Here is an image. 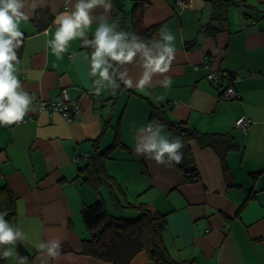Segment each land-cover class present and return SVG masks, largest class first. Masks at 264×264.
I'll list each match as a JSON object with an SVG mask.
<instances>
[{
	"label": "crops",
	"instance_id": "obj_1",
	"mask_svg": "<svg viewBox=\"0 0 264 264\" xmlns=\"http://www.w3.org/2000/svg\"><path fill=\"white\" fill-rule=\"evenodd\" d=\"M132 1L123 4L127 12L133 8ZM185 1L188 8L177 0H144L142 23L157 26L152 39H160L162 28L175 36V59L164 74L171 86L157 83L164 78L158 74L151 87L137 90L121 83L116 95L106 88L100 95L94 94L87 59L91 49L83 47L81 40L70 41L61 58L48 46L56 30L54 18L71 10L69 0H43L29 20L20 22L24 42L17 51L19 79L34 98V110L19 125L0 126V177L17 198L16 218L10 225L27 236L22 242L31 264H113L82 253V240L88 233L81 208L96 200L82 169L92 151V140L102 130L101 150L115 138L124 144L111 151L107 171L125 191V200L147 202L166 214L163 239L175 260L264 264V0H252L260 4L257 11L230 4L214 37L202 31L210 21V4ZM44 8L51 22L39 29L41 17L35 16ZM102 11L95 10L96 14ZM108 16L113 22L111 12ZM97 26L94 21L86 30L89 39ZM189 42L195 43L191 49ZM73 52L75 60L70 58ZM205 59L220 73L233 74L238 99L220 96V89L206 78ZM126 67L137 80L142 72L139 63ZM63 88L82 106V112L69 122L51 108ZM41 102L45 107L40 108ZM152 105H163L171 119L196 130L230 133L239 148L227 153L228 177L222 173L216 153L195 142H190V149L199 172L196 182L185 183L175 167L137 155L140 127L162 125V135L170 138L166 126L151 121ZM241 116L250 121L245 132L235 125ZM101 194L109 210L108 195L103 189ZM53 239H59L64 249L56 258L35 246ZM14 248L15 254L6 258V264H18L15 244ZM129 264L153 263L141 252Z\"/></svg>",
	"mask_w": 264,
	"mask_h": 264
},
{
	"label": "clouds",
	"instance_id": "obj_2",
	"mask_svg": "<svg viewBox=\"0 0 264 264\" xmlns=\"http://www.w3.org/2000/svg\"><path fill=\"white\" fill-rule=\"evenodd\" d=\"M69 3L72 4L71 10L66 9L54 18L56 30L48 46L57 58L68 52L69 42L73 40L79 39L83 47L91 49L87 59L90 63L89 74L94 78L95 95H100L104 88L116 95L120 83L126 88L143 90L152 86L154 76H164L170 70L176 53L175 36L166 28L161 29L160 39L145 40L136 33L121 30L118 19L109 22L108 13L113 10L111 0H69ZM40 6H43V0H0V126L19 125L34 110V98L22 87L19 79L20 60L17 51L24 42L20 22L29 20L31 12ZM97 8L103 11L96 14ZM94 21L98 26L89 39L86 30ZM44 35L47 36L48 32L45 31ZM76 56L73 52L70 58L75 60ZM134 62H138L142 68L135 81L129 76L126 67ZM157 83L168 88L172 81L164 76ZM162 127L152 123L140 127L137 130L135 152L160 165L179 164L183 159V140L179 136L169 139L167 135H162ZM5 215L6 212L0 213V246L27 240L19 227L11 226L4 219ZM35 246L41 253L56 258L60 254L61 242L53 239ZM2 255L7 258L13 252L5 250ZM18 264H27V258L18 257Z\"/></svg>",
	"mask_w": 264,
	"mask_h": 264
},
{
	"label": "trees",
	"instance_id": "obj_3",
	"mask_svg": "<svg viewBox=\"0 0 264 264\" xmlns=\"http://www.w3.org/2000/svg\"><path fill=\"white\" fill-rule=\"evenodd\" d=\"M125 1L128 0H111L113 21L118 19L121 30L136 33L145 40H151L157 26L145 27L143 25L144 0H133L134 5L130 12L124 9ZM204 1L210 4L211 13L210 21L203 26L202 31L210 37H214L219 31L218 24L226 20L230 4L233 3L246 10L256 9V11L260 6L252 0ZM39 17H41L42 22L38 27L39 29H43L51 22L47 8L37 12L35 18L39 20ZM194 45L195 43L189 42L188 49ZM227 75L234 77L231 73ZM150 119L166 126L170 132L169 139L179 136L183 140L184 147L181 149L183 159L181 163L175 164L173 162L171 166L182 174L185 183L199 180V172L190 149V142H195L201 148H211L219 159L222 173L228 177L227 153L239 148L238 142L230 133L202 132L191 128L183 121L171 119L168 115V108H164L163 105H152ZM102 137L103 130L92 140V151L87 156L88 160L82 169L85 180L96 195V200L93 203L83 204L81 208L82 221L88 233L87 238L82 240V253L113 264H129L141 252H144L153 264H190V261H178L170 255L163 239V232L167 224L165 213L153 209L144 201L130 202L125 200V191L117 179L106 169V160L110 158L111 151L115 147L124 146V144L115 138L109 147L101 150L99 144ZM1 180L0 177V213L6 212L4 219L10 224L16 218L17 198L9 186ZM104 187L116 208L120 210L129 209L133 212L131 218L109 213L110 211L107 209L101 194ZM15 247L17 263L18 257H25L27 264H31L30 253L23 242L17 241ZM5 250H8V245L0 246V264H6V258L2 255ZM63 250L61 247L60 251Z\"/></svg>",
	"mask_w": 264,
	"mask_h": 264
},
{
	"label": "built area",
	"instance_id": "obj_4",
	"mask_svg": "<svg viewBox=\"0 0 264 264\" xmlns=\"http://www.w3.org/2000/svg\"><path fill=\"white\" fill-rule=\"evenodd\" d=\"M182 8H188L189 3L185 0H177ZM202 66L207 70L206 78L216 87L220 89L221 97L230 100L238 99L240 97L239 91L234 85V77L219 72L218 68L213 66L208 59H205ZM67 97V98H66ZM45 102H41L40 108L45 107ZM52 110L58 111L62 114L66 121H71L75 116L82 112V106L77 100L69 97L66 89H62L57 99L51 105ZM27 120L24 117L25 122ZM250 121L244 116L239 117L235 121V125L245 132L248 129ZM154 125V124H153Z\"/></svg>",
	"mask_w": 264,
	"mask_h": 264
},
{
	"label": "rangeland",
	"instance_id": "obj_5",
	"mask_svg": "<svg viewBox=\"0 0 264 264\" xmlns=\"http://www.w3.org/2000/svg\"><path fill=\"white\" fill-rule=\"evenodd\" d=\"M103 190L107 193V190L105 187L103 188ZM107 195H108V193H107ZM109 201L110 202H108V203H111V205L109 206V211H110V212L108 211L109 213H112L116 216L125 217V218H131L133 216V212L131 210H129V209L120 210L113 205V203L111 202L110 199H109ZM134 216H135V214H134ZM10 251H12L13 254H15L14 244H11ZM10 257L11 256L7 257V260H9Z\"/></svg>",
	"mask_w": 264,
	"mask_h": 264
}]
</instances>
